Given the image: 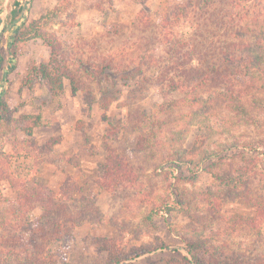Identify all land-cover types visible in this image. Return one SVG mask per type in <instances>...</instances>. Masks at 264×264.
<instances>
[{"label":"rangeland","instance_id":"rangeland-1","mask_svg":"<svg viewBox=\"0 0 264 264\" xmlns=\"http://www.w3.org/2000/svg\"><path fill=\"white\" fill-rule=\"evenodd\" d=\"M24 1L21 22L43 19L44 28L74 51L73 69L78 68L75 58L97 62L122 48L128 49L124 62L146 47L154 48L155 57L162 54V47L150 42L167 0ZM12 8L13 0H0V92L10 111L0 121V167L8 171L0 182V236L8 234L5 223L33 225L32 232L16 231L18 244L9 240L16 250L0 246V264H26L31 243L38 245L34 264H198L187 251L191 242L203 245L198 251L209 264H224L236 253L262 257L259 263H264V224L255 228L240 222L242 216H254L255 208L234 194L217 198L221 208L212 211L202 196L212 178L200 172L194 184L188 163L173 164L174 174L169 167V159L192 157L198 136L218 147L251 137V129L221 105L193 116L187 103L174 105L184 94L164 92L156 78L132 88V81L126 86L129 80L110 76L102 83L80 73L84 84L77 92L66 80L65 90L53 93L32 71L49 60L48 45L31 39L8 52ZM86 95L95 102L88 104ZM170 101L173 105L163 106ZM36 114L41 121L29 131L27 123ZM112 152L126 157L139 184L118 191L99 186L97 178ZM29 175L61 197L59 209L47 215L38 200L30 213L27 206L19 210L14 182ZM47 220L51 226L42 228Z\"/></svg>","mask_w":264,"mask_h":264},{"label":"trees","instance_id":"trees-1","mask_svg":"<svg viewBox=\"0 0 264 264\" xmlns=\"http://www.w3.org/2000/svg\"><path fill=\"white\" fill-rule=\"evenodd\" d=\"M137 1L145 4L146 0ZM167 2L169 4L166 11L157 19L159 24L156 36L150 42L152 46L162 47V54H156L158 57L152 54L155 52L153 47H146L142 55L124 62L122 59L127 55L128 49L122 48L102 55L97 62L94 61L97 58L92 59L93 61L75 58L79 69H73L69 61L74 51L69 45L64 46L56 33L44 28L43 19L21 22L25 9L24 0H13L11 25L14 32L8 52L14 54L15 43L31 39H40L48 45L49 60L33 65L32 71L39 81L47 82L53 93L63 92L66 80L72 90L77 92L80 84H84L80 73L85 78L102 83L110 76L125 79L126 82L129 80L126 86L133 84L132 88L156 78L164 92L184 94L174 105L187 103L186 106L194 109L193 116L199 117L209 109L223 106L233 119L249 127L253 135L243 140L225 141L218 147L210 146L207 138L198 136L191 148L192 157L185 160L169 159V167L174 174L177 167L172 166L173 164L180 166L182 162L188 163L190 173L194 174L191 182L194 184V178L197 179L200 172H206L214 184L202 192L204 205L212 211H219L221 203L217 198L223 199L225 195L235 194L255 208L254 216H242L240 222L259 228L264 224V0ZM144 11L145 7L142 9ZM143 18L147 19L148 16L144 15ZM153 61L158 64L152 65ZM172 101L163 106H170ZM86 102L94 103V96L86 95ZM9 114L8 103L0 93V121L5 120ZM30 118L31 123L29 126L27 123V129L32 131L39 125L41 115H32ZM7 173V170L0 167V182L3 178H8ZM97 182L107 191H118L132 185L131 183L136 186L140 181L126 157L112 152ZM14 184H18L20 189L19 210L27 206V213H30L40 205L45 214L49 215L59 209L57 202L61 197L57 198L53 190L36 178L29 175ZM64 196L68 198L65 192ZM35 201H38V206L34 204ZM38 222L39 219L34 224L39 225ZM27 224L29 228L14 221L13 228H9L5 223L3 228L8 234L5 238L0 236V240L5 243L0 246L8 251L16 250L9 245V240L18 244L16 231L22 227L31 231L33 224L26 220ZM51 224L52 221L47 220L40 226L45 228ZM189 245L187 251L193 255L194 263L209 264L201 259L198 251L203 245L194 242ZM31 246L32 251L27 252L26 264H34L39 258L38 245L31 243ZM227 258L224 264H264L259 263L263 261L259 256L246 258L244 254L236 253L234 257Z\"/></svg>","mask_w":264,"mask_h":264},{"label":"crops","instance_id":"crops-1","mask_svg":"<svg viewBox=\"0 0 264 264\" xmlns=\"http://www.w3.org/2000/svg\"><path fill=\"white\" fill-rule=\"evenodd\" d=\"M1 80V79H0ZM0 89H1V85H0ZM1 93V92H0Z\"/></svg>","mask_w":264,"mask_h":264}]
</instances>
